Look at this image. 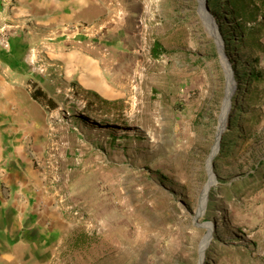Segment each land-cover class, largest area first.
I'll return each instance as SVG.
<instances>
[{"label":"rangeland","instance_id":"1","mask_svg":"<svg viewBox=\"0 0 264 264\" xmlns=\"http://www.w3.org/2000/svg\"><path fill=\"white\" fill-rule=\"evenodd\" d=\"M142 1V62L128 67L126 153L118 143L120 156L102 158L57 191L69 239L50 264H264V173H256L264 166V26L227 45L217 27L225 68L198 0ZM203 5L215 21L217 11ZM221 21L233 31V21ZM153 44L166 52L154 60ZM256 72L262 82L242 94L241 75ZM70 101L69 109L81 106ZM214 145L215 183L198 213Z\"/></svg>","mask_w":264,"mask_h":264},{"label":"crops","instance_id":"2","mask_svg":"<svg viewBox=\"0 0 264 264\" xmlns=\"http://www.w3.org/2000/svg\"><path fill=\"white\" fill-rule=\"evenodd\" d=\"M142 2L0 0V264H50L69 239L57 191L126 153Z\"/></svg>","mask_w":264,"mask_h":264},{"label":"trees","instance_id":"3","mask_svg":"<svg viewBox=\"0 0 264 264\" xmlns=\"http://www.w3.org/2000/svg\"><path fill=\"white\" fill-rule=\"evenodd\" d=\"M206 2L208 9L213 12L217 11L215 22L225 45L229 44L234 38L240 43L244 42L251 36V32L259 31L260 28L264 26V0H206ZM223 10L226 11L224 14H222ZM221 17L225 18L226 21H233L232 32L228 31L225 23L221 21ZM159 52L162 54L166 53L156 44H153L150 49V58L153 60L157 59L160 54ZM241 78L243 82L239 84L240 86L238 88L244 95L249 93V85L252 82H262V74L260 72L244 73L241 75ZM235 111L237 114L239 113L238 109ZM237 117L234 116V119H232L233 123H235L234 121H236ZM222 141L224 142V140ZM224 146V150L226 151L227 144H224ZM259 171H263L264 173V166L262 167V163L259 164L256 173ZM248 189H253V187L248 186L247 190Z\"/></svg>","mask_w":264,"mask_h":264},{"label":"bare ground","instance_id":"4","mask_svg":"<svg viewBox=\"0 0 264 264\" xmlns=\"http://www.w3.org/2000/svg\"><path fill=\"white\" fill-rule=\"evenodd\" d=\"M199 1V15L202 19V23L205 26L206 30L209 32V34L216 40L217 43V47L219 50V54H220V58H221V62L223 63V65L225 66V68H227V62L225 60V58L222 56V47H221V42L219 41V37H218V33L215 29V26L213 25L212 19L209 16V14L206 12L204 5H203V0H198ZM233 90V83L231 80H228L227 82V88H226V96L223 100L222 103V109H221V113L219 116V123H218V127H217V135L219 134L220 130L223 128L224 124H225V119H226V115H227V109H228V102H229V96L231 94ZM216 151V145H214L211 155L207 160V174H208V181L207 183L204 185L202 192H201V196H200V205H199V209H198V213H200L203 208H204V203L206 200V195H207V191L209 190L210 186L213 185L215 183V177L210 169V161L212 159L213 154ZM211 231V229L208 231V233L206 234V236L203 238L201 244H200V249L202 250L205 245L209 242L210 236H209V232ZM202 259V254H200L199 256V260Z\"/></svg>","mask_w":264,"mask_h":264},{"label":"water","instance_id":"5","mask_svg":"<svg viewBox=\"0 0 264 264\" xmlns=\"http://www.w3.org/2000/svg\"><path fill=\"white\" fill-rule=\"evenodd\" d=\"M211 19H212L213 25L215 26V29H216V31H217V24H216V22L214 21L213 18H211Z\"/></svg>","mask_w":264,"mask_h":264},{"label":"built area","instance_id":"6","mask_svg":"<svg viewBox=\"0 0 264 264\" xmlns=\"http://www.w3.org/2000/svg\"><path fill=\"white\" fill-rule=\"evenodd\" d=\"M3 1H5V0H3Z\"/></svg>","mask_w":264,"mask_h":264}]
</instances>
